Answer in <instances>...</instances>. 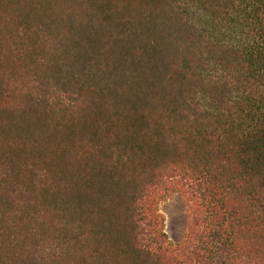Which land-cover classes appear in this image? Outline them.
<instances>
[{
	"label": "trees",
	"instance_id": "obj_1",
	"mask_svg": "<svg viewBox=\"0 0 264 264\" xmlns=\"http://www.w3.org/2000/svg\"><path fill=\"white\" fill-rule=\"evenodd\" d=\"M0 264H264V0H0Z\"/></svg>",
	"mask_w": 264,
	"mask_h": 264
},
{
	"label": "rangeland",
	"instance_id": "obj_2",
	"mask_svg": "<svg viewBox=\"0 0 264 264\" xmlns=\"http://www.w3.org/2000/svg\"><path fill=\"white\" fill-rule=\"evenodd\" d=\"M161 211L166 217V232L174 242L184 239L189 217L187 203L181 196H177L161 205Z\"/></svg>",
	"mask_w": 264,
	"mask_h": 264
}]
</instances>
